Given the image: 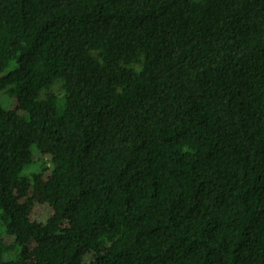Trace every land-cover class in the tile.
<instances>
[{
    "label": "trees",
    "instance_id": "1",
    "mask_svg": "<svg viewBox=\"0 0 264 264\" xmlns=\"http://www.w3.org/2000/svg\"><path fill=\"white\" fill-rule=\"evenodd\" d=\"M1 95L0 264H264V0H0Z\"/></svg>",
    "mask_w": 264,
    "mask_h": 264
},
{
    "label": "rangeland",
    "instance_id": "2",
    "mask_svg": "<svg viewBox=\"0 0 264 264\" xmlns=\"http://www.w3.org/2000/svg\"><path fill=\"white\" fill-rule=\"evenodd\" d=\"M60 85H61L60 82H56L54 84V86L52 87V91H54L58 96L63 95V92L61 91ZM0 98L6 105L9 104V102L5 96L1 95ZM32 160H33V166L29 169V172L36 169L38 163L40 164V161L42 160V156L36 148H32ZM5 240L10 241V239H8V238H6Z\"/></svg>",
    "mask_w": 264,
    "mask_h": 264
}]
</instances>
